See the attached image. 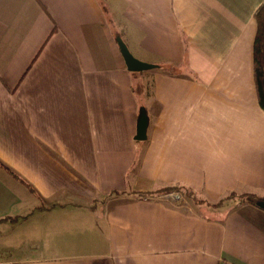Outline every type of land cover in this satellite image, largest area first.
I'll use <instances>...</instances> for the list:
<instances>
[{"label":"crops","instance_id":"obj_1","mask_svg":"<svg viewBox=\"0 0 264 264\" xmlns=\"http://www.w3.org/2000/svg\"><path fill=\"white\" fill-rule=\"evenodd\" d=\"M263 2L0 0V264H264Z\"/></svg>","mask_w":264,"mask_h":264},{"label":"trees","instance_id":"obj_2","mask_svg":"<svg viewBox=\"0 0 264 264\" xmlns=\"http://www.w3.org/2000/svg\"><path fill=\"white\" fill-rule=\"evenodd\" d=\"M253 19L256 24V32L253 41V75L254 83L256 88V93L258 97L259 104L264 109V2L261 3L253 13ZM132 72V71H131ZM139 74L141 72H132ZM0 166H3L0 164ZM10 173H13L9 170ZM174 191L179 192L182 198L191 202L193 205H197L200 202H207L208 205L216 207L221 205L227 200L236 199L237 202H249L255 204L256 200L261 199L262 197L258 196L254 192H240L236 193L235 191H229L225 195L218 198L216 201H208L202 195L201 190H196L185 185H167L163 186L156 191L151 192H134L135 196H142L145 194L156 195V194H165L167 192ZM118 192V191H116ZM122 194L123 192H118ZM127 194L129 193L126 192Z\"/></svg>","mask_w":264,"mask_h":264},{"label":"rangeland","instance_id":"obj_3","mask_svg":"<svg viewBox=\"0 0 264 264\" xmlns=\"http://www.w3.org/2000/svg\"><path fill=\"white\" fill-rule=\"evenodd\" d=\"M132 72H138V71H132ZM132 74H134L133 83H134V86L136 88L137 96H139L140 94H143L144 96H147L148 88H149V82H150V76H148V75L140 76L141 74H139V76H137L138 74H136V73H132ZM171 192H173V191H170V192H167V193H171ZM167 193H165L163 195H162V193L161 194L152 195V196H150V198L165 199V200H167L169 202H173V203H175L177 205L183 204L186 207L191 206L190 202L187 201L186 199L182 198V196H181V194L179 192H176V194L178 195V198H175L174 196H169V195H167ZM203 202H205V201H203ZM185 209H187V208H185ZM199 212H200V210H199ZM206 212H208V211L206 209H204V213H206ZM6 235L7 234H0V242L1 241H3V242L7 241L8 236H6ZM1 245H2V242H1ZM1 251L2 250H0V252ZM24 252L25 253H37V252H28V250H24V251L17 252V253H15V252H2V253H0V255L15 257V256H18V255L24 253Z\"/></svg>","mask_w":264,"mask_h":264},{"label":"water","instance_id":"obj_4","mask_svg":"<svg viewBox=\"0 0 264 264\" xmlns=\"http://www.w3.org/2000/svg\"><path fill=\"white\" fill-rule=\"evenodd\" d=\"M116 41L120 52L122 54L123 60L125 62L126 68L129 71H141L149 68L157 67L158 65L155 63H150L146 61H142L136 58L128 49L126 43L120 36H116ZM177 197V196H176ZM259 207L264 209V198L258 199L255 202Z\"/></svg>","mask_w":264,"mask_h":264},{"label":"built area","instance_id":"obj_5","mask_svg":"<svg viewBox=\"0 0 264 264\" xmlns=\"http://www.w3.org/2000/svg\"><path fill=\"white\" fill-rule=\"evenodd\" d=\"M172 193H173L174 195H173ZM167 195H169V196H174L175 198H178V195H177L176 192H174V191L171 192V193H167ZM176 196H177V197H176Z\"/></svg>","mask_w":264,"mask_h":264}]
</instances>
